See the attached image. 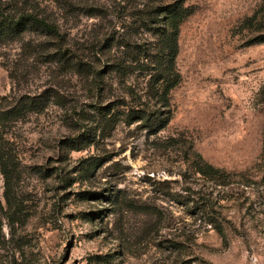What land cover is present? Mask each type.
Segmentation results:
<instances>
[{"label":"rangeland","instance_id":"374dc122","mask_svg":"<svg viewBox=\"0 0 264 264\" xmlns=\"http://www.w3.org/2000/svg\"><path fill=\"white\" fill-rule=\"evenodd\" d=\"M37 1L61 46L86 57L103 59L105 39L133 20L117 0ZM184 4L192 14L179 31L180 81L160 130L118 123L102 136L93 105L119 100L117 76L103 73L106 91L96 96L81 76L23 47L41 35L0 44V111L22 95L54 94L6 129L18 155L20 218L11 231L3 219L0 264H264V43L250 42L264 32V0ZM96 8L102 14L90 16ZM77 138L79 150L61 144ZM197 156L225 185L195 171ZM84 158L101 166L79 174ZM4 190L0 173L2 202ZM116 195L125 204H113Z\"/></svg>","mask_w":264,"mask_h":264},{"label":"trees","instance_id":"16d2710c","mask_svg":"<svg viewBox=\"0 0 264 264\" xmlns=\"http://www.w3.org/2000/svg\"><path fill=\"white\" fill-rule=\"evenodd\" d=\"M116 6L120 9L118 12H121V17L130 8L129 16L133 20L127 26L123 18L120 25L122 33L105 39L102 47L104 50L101 52L103 59L97 52L86 57L71 52L68 46L63 48L59 27L50 20L49 14L39 10L37 0H0V44L23 40L27 32L41 35V43L31 45V41H26L23 47L43 62L55 63L58 68H66L81 76L85 87L96 96L106 91L107 83H103V73L117 76L124 88L122 95L117 97L119 100L93 105L96 113L92 121L93 128L100 129L102 136L105 130H113L118 123L127 126L139 123L146 129L155 127L160 130L170 120V92L180 81L176 65L180 26L192 14V9L184 4V0H117ZM91 10L88 13L90 16H99L103 12L102 8ZM251 19L248 20H251L249 26L253 25L255 15ZM259 25L261 27L258 29L263 28L262 24ZM137 33L146 36L136 40L130 37ZM250 42L264 43V32L250 39ZM113 43L114 52L111 51ZM130 78L140 79L144 87L133 85L128 81ZM53 96V92L48 90L37 96L22 95L14 105L0 111V173L5 184L4 202L0 199V231L4 218L10 231L20 218L19 207L12 196V184L19 174L18 155L5 137L6 129L26 114L40 112ZM82 142L77 138L63 140L61 144L79 150ZM100 166L95 158H84L80 161L78 172L87 175ZM195 171L216 185H225L222 172L204 163L198 156ZM86 195L97 196L98 193L86 192ZM114 198L113 204H125L119 195Z\"/></svg>","mask_w":264,"mask_h":264},{"label":"built area","instance_id":"2783aa9c","mask_svg":"<svg viewBox=\"0 0 264 264\" xmlns=\"http://www.w3.org/2000/svg\"><path fill=\"white\" fill-rule=\"evenodd\" d=\"M251 264H256V263L253 262V263H251Z\"/></svg>","mask_w":264,"mask_h":264}]
</instances>
